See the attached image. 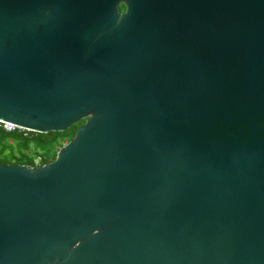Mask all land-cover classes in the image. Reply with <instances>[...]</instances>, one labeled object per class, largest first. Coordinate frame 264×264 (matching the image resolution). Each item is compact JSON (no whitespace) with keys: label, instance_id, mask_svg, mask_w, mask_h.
I'll use <instances>...</instances> for the list:
<instances>
[{"label":"water","instance_id":"95a60500","mask_svg":"<svg viewBox=\"0 0 264 264\" xmlns=\"http://www.w3.org/2000/svg\"><path fill=\"white\" fill-rule=\"evenodd\" d=\"M84 117L0 163V264H264V0H0V120Z\"/></svg>","mask_w":264,"mask_h":264},{"label":"trees","instance_id":"16d2710c","mask_svg":"<svg viewBox=\"0 0 264 264\" xmlns=\"http://www.w3.org/2000/svg\"><path fill=\"white\" fill-rule=\"evenodd\" d=\"M85 119L73 123L64 131L46 133L23 128L7 131L0 127V163L35 167L53 161L58 150L75 136Z\"/></svg>","mask_w":264,"mask_h":264},{"label":"built area","instance_id":"2783aa9c","mask_svg":"<svg viewBox=\"0 0 264 264\" xmlns=\"http://www.w3.org/2000/svg\"><path fill=\"white\" fill-rule=\"evenodd\" d=\"M0 127H2L3 129H5L7 131H11L15 128H20V127L16 126L15 124H12V123H9L6 121H2V120H0ZM36 160H38V158Z\"/></svg>","mask_w":264,"mask_h":264},{"label":"flooded vegetation","instance_id":"af4514ba","mask_svg":"<svg viewBox=\"0 0 264 264\" xmlns=\"http://www.w3.org/2000/svg\"><path fill=\"white\" fill-rule=\"evenodd\" d=\"M121 5H123V4H120L119 8H120V11H122V12H123V11L125 10V6L123 5L124 7H123V8H121Z\"/></svg>","mask_w":264,"mask_h":264}]
</instances>
